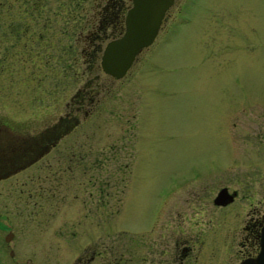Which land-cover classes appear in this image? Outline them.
Returning <instances> with one entry per match:
<instances>
[{"label":"flooded vegetation","instance_id":"flooded-vegetation-1","mask_svg":"<svg viewBox=\"0 0 264 264\" xmlns=\"http://www.w3.org/2000/svg\"><path fill=\"white\" fill-rule=\"evenodd\" d=\"M130 6L0 0V264H255L264 190L247 200L225 237L200 226L235 201L234 192L215 204L220 188L204 204L187 201L184 211L171 212L165 230L129 231L116 225L118 201L106 199L97 177L102 152L81 150L86 141L75 150L74 130L119 98L117 82L129 69L115 79L99 62L105 44L122 34ZM75 191L84 195L80 241Z\"/></svg>","mask_w":264,"mask_h":264},{"label":"rangeland","instance_id":"rangeland-1","mask_svg":"<svg viewBox=\"0 0 264 264\" xmlns=\"http://www.w3.org/2000/svg\"><path fill=\"white\" fill-rule=\"evenodd\" d=\"M117 85L119 98L74 130L75 150L102 152L116 225L165 230L171 212L226 187L235 201L200 226L228 236L264 190V0H174Z\"/></svg>","mask_w":264,"mask_h":264},{"label":"water","instance_id":"water-1","mask_svg":"<svg viewBox=\"0 0 264 264\" xmlns=\"http://www.w3.org/2000/svg\"><path fill=\"white\" fill-rule=\"evenodd\" d=\"M130 1L131 6L123 19L122 34L105 44L99 62L102 72L115 79L123 77L135 56L153 42L164 14L174 0ZM233 196L234 192L228 193L225 188H220L214 196V203L226 204ZM255 264H264V227Z\"/></svg>","mask_w":264,"mask_h":264}]
</instances>
